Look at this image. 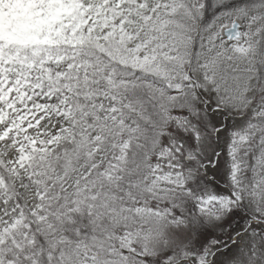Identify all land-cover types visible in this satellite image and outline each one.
<instances>
[{
	"label": "snow or ice",
	"instance_id": "6c2138e0",
	"mask_svg": "<svg viewBox=\"0 0 264 264\" xmlns=\"http://www.w3.org/2000/svg\"><path fill=\"white\" fill-rule=\"evenodd\" d=\"M0 264H264V0H0Z\"/></svg>",
	"mask_w": 264,
	"mask_h": 264
}]
</instances>
